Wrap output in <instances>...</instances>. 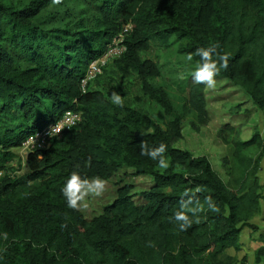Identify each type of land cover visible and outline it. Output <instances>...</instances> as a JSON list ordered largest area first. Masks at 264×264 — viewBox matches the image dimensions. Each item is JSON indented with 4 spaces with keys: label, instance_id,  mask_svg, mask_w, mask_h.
I'll return each mask as SVG.
<instances>
[{
    "label": "trees",
    "instance_id": "trees-1",
    "mask_svg": "<svg viewBox=\"0 0 264 264\" xmlns=\"http://www.w3.org/2000/svg\"><path fill=\"white\" fill-rule=\"evenodd\" d=\"M129 23L126 51L102 73L111 66L136 75L142 93L168 117L163 123L91 89L100 75L82 85L90 62ZM170 38L184 56L219 43L230 59L216 79L239 88L264 118V0H0V264L235 263L226 253L240 250L242 231L257 230L252 220L262 213L258 160L245 155L262 140L258 133L241 140L235 126L224 124L218 131L228 147L223 178L207 157L174 146L185 122L196 131L206 123L208 102L192 75L176 107L152 83L159 66L140 53L151 40ZM68 110L82 121L45 149L28 151L22 173L16 171L13 149ZM142 141L168 145L167 170L140 155ZM124 169L150 179V187L132 194L131 185L119 186L91 219L67 206L61 189L73 171L108 181ZM209 196L218 212L204 204ZM196 200L205 208L200 223L179 231L169 218L181 202L193 207ZM260 240L257 260L263 232Z\"/></svg>",
    "mask_w": 264,
    "mask_h": 264
},
{
    "label": "rangeland",
    "instance_id": "rangeland-1",
    "mask_svg": "<svg viewBox=\"0 0 264 264\" xmlns=\"http://www.w3.org/2000/svg\"><path fill=\"white\" fill-rule=\"evenodd\" d=\"M178 44L173 38L167 41L151 40L149 49L140 53L142 59L151 60L158 64L160 76L152 81L155 86L164 87L170 94L176 107L181 97H187L189 86L193 84L189 77L195 68V64L186 60L187 56L177 52ZM214 90L205 88L207 99L208 119L206 123L198 124V130H194L187 121L184 123L183 138L175 143V147L187 150L194 156H205L213 169L223 178L224 170L222 160L227 155L228 147L218 136L219 129L226 123L235 126L239 130L240 139L247 140L254 133H258L262 145L249 148L245 155L258 160V171H255L259 184L264 187V118L263 114L248 100L247 96L237 87L231 86L224 79H217ZM104 91L111 96L113 91L118 92L124 98V105L134 107L146 112L149 117L159 123H163L168 117L162 110L142 93L139 81L134 74L124 76L111 66L97 77L90 85L91 89ZM109 96V97H110ZM190 119V118H187ZM196 123V122H195ZM3 126L0 123V127ZM1 131V129H0ZM229 140L230 136L226 135ZM16 154L14 167L16 171L24 167V152L22 148L13 149ZM22 173V170L19 172ZM131 185V193H139L147 190L151 180L143 177H134L130 170L124 169L108 180L105 193L98 198H89V207L79 210L85 219H91L102 212L104 206L110 204L116 197L119 186ZM264 197V189H263ZM262 213L252 220L257 230L248 228L242 231L240 240L241 248L238 252L229 250L226 254L235 259L234 264H264V254L257 260V252L262 247L260 233H264V201L261 202Z\"/></svg>",
    "mask_w": 264,
    "mask_h": 264
},
{
    "label": "clouds",
    "instance_id": "clouds-1",
    "mask_svg": "<svg viewBox=\"0 0 264 264\" xmlns=\"http://www.w3.org/2000/svg\"><path fill=\"white\" fill-rule=\"evenodd\" d=\"M53 3L59 4L61 0H53ZM219 43L210 44L207 48H198L194 53H189L186 57L188 62L193 60L194 56L200 59L197 61L195 68L192 72V80L195 84H202L206 89L214 90L217 86L216 77L220 75L221 71H226L229 68L230 54L227 52L220 53ZM215 57V58H214ZM111 103L123 107L124 98L116 91H113L110 96ZM67 115H70L68 113ZM64 129V124L57 121L54 126H50L48 135L52 137L53 134L58 135ZM37 134L28 137L25 144L35 145ZM168 145L161 142L158 146L150 147L146 141L140 143V155L149 157L153 161H157V166L161 169L167 170L170 162L166 157ZM90 166L91 161L87 162ZM108 181L99 176L91 178L82 177L79 172L73 171L67 178L65 185L61 189L63 196L66 199L67 206L72 210H84L89 207V198L101 197L107 189ZM196 191H200L197 188ZM190 202V201H189ZM204 204L207 205L208 210L218 212L219 208L215 204L212 197H206ZM204 204L196 200L195 206L188 207L187 203H182L180 209L175 211L169 220H174L179 227V231L183 232L190 228L195 223H200L198 213L205 210ZM196 217L195 221L190 217Z\"/></svg>",
    "mask_w": 264,
    "mask_h": 264
},
{
    "label": "built area",
    "instance_id": "built-area-1",
    "mask_svg": "<svg viewBox=\"0 0 264 264\" xmlns=\"http://www.w3.org/2000/svg\"><path fill=\"white\" fill-rule=\"evenodd\" d=\"M131 31V24H127L123 26L121 31L118 33L116 37H114L111 42L107 45L105 52L102 54L101 57L98 59L90 62V64L87 67L85 78L82 80V85L85 86V84L89 81H92L97 76L102 74V70L104 67L109 65L112 61L119 58L123 55V53L126 51V46L124 44L126 35ZM70 113V115H67ZM57 121H61L64 124V129L58 134H53L52 137L48 135V132L50 131V126H54ZM55 123L48 124L44 126L41 130L35 131L33 134H37V140L35 145H26L25 142L22 144V150L24 152V155L30 151L31 149H45L49 141L53 138H59L64 130H69L75 126H77L82 121V116L80 112L68 110L65 111L61 117L57 120ZM31 134V135H33ZM30 135V136H31ZM3 174L0 172V177H2Z\"/></svg>",
    "mask_w": 264,
    "mask_h": 264
}]
</instances>
